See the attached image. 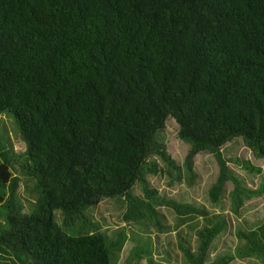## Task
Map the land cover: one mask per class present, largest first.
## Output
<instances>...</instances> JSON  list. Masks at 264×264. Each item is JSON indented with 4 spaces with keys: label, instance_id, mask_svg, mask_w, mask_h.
I'll return each instance as SVG.
<instances>
[{
    "label": "trees",
    "instance_id": "obj_1",
    "mask_svg": "<svg viewBox=\"0 0 264 264\" xmlns=\"http://www.w3.org/2000/svg\"><path fill=\"white\" fill-rule=\"evenodd\" d=\"M10 114L26 146L11 152L0 136V158L18 162L36 180L37 208L18 198L20 179L9 184L1 208L0 264H111V241L98 231L71 236L56 223L92 224L84 211L104 199L127 201L125 221L150 218L165 230L157 206L179 217H201L197 254L180 248L189 264L210 260L226 230L219 216L162 198L150 187L159 174L194 177L195 158L212 153L220 176L218 199L233 182V210L264 194L242 187L222 149L236 139L264 159V0H0V115ZM169 118L191 145L184 168L158 134ZM249 173H261L237 160ZM139 184L143 197L133 194ZM94 228V227H93ZM244 259H264V225L240 233ZM148 264H155L150 260Z\"/></svg>",
    "mask_w": 264,
    "mask_h": 264
},
{
    "label": "rangeland",
    "instance_id": "obj_2",
    "mask_svg": "<svg viewBox=\"0 0 264 264\" xmlns=\"http://www.w3.org/2000/svg\"><path fill=\"white\" fill-rule=\"evenodd\" d=\"M0 136L9 151L20 154L26 150L12 115H0ZM158 139L166 144L168 153L184 168L191 145L180 139L179 125L175 119L169 118L166 128L158 134ZM222 152L227 159L233 160L229 162V167L242 187L257 190L264 179V159L255 157L242 139L228 143ZM149 160L161 170L159 174H149L148 181L150 187L157 190L162 198L206 210L211 215L219 216L225 224L226 230L211 248V261L230 257L233 259L230 264H264V259L257 254L244 259L239 257V250L245 243L239 234H247L264 225V194L247 199L237 215L233 210V182L226 184L218 199L212 195V189L220 176L219 164L212 153L203 152L195 158L193 178L188 177L184 169L181 179L170 177L159 157L152 156ZM237 160H247L262 172L249 173L236 164ZM15 177L20 179L17 195L25 211L30 213L38 205L36 180L24 174L18 162L6 164L0 158V229L6 226L7 213L1 206L9 194L1 183L9 184ZM133 194L143 197L139 184L134 187ZM157 209L164 224L163 232L154 227L150 218L142 222L125 221L123 215L127 210V201L123 198L104 199L98 206L87 208L83 214L92 224L84 225L78 221L74 226L67 227L61 210H56L54 217L55 223L71 236L89 234L97 228L111 241L122 238L121 248L111 251V264H148L150 260L155 264H189L180 243L186 242L193 253L197 254L200 243L197 232L207 225L206 220L201 217H179L166 206H157Z\"/></svg>",
    "mask_w": 264,
    "mask_h": 264
}]
</instances>
